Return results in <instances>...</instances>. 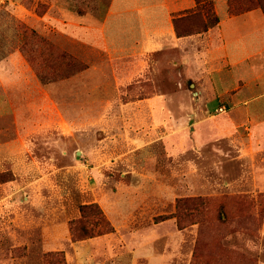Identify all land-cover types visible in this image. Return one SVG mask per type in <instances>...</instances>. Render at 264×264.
Masks as SVG:
<instances>
[{"label": "rangeland", "instance_id": "obj_1", "mask_svg": "<svg viewBox=\"0 0 264 264\" xmlns=\"http://www.w3.org/2000/svg\"><path fill=\"white\" fill-rule=\"evenodd\" d=\"M108 2L0 3V57L25 58L23 45L37 65L43 38L76 61L59 98L68 125L56 108L0 109V264H264V153L245 144L234 90L213 95L174 49L111 60L61 29L77 7L101 21ZM127 102L144 103L145 146L128 137ZM90 203L114 231L74 240L70 221Z\"/></svg>", "mask_w": 264, "mask_h": 264}, {"label": "crops", "instance_id": "obj_2", "mask_svg": "<svg viewBox=\"0 0 264 264\" xmlns=\"http://www.w3.org/2000/svg\"><path fill=\"white\" fill-rule=\"evenodd\" d=\"M212 1L218 21L206 31L181 37L175 33L173 17L194 9L196 0H109L101 21H94L87 11L81 16L74 11L77 16L66 23L61 21V29L71 33L76 27L79 33H74L75 37L95 43L111 60L174 49L179 55L174 63L181 64L184 74L202 75L213 95L234 90L245 144L264 153V10L257 4L258 0ZM70 80L68 77L42 84L20 51L2 56L0 109L47 112V108H56L58 117L68 125L59 98L67 96ZM11 96L17 97L16 105ZM143 105L139 102L126 105L132 108V118L126 120L125 127L130 133L128 137L141 146L148 142L147 136L136 127L142 119L141 123L146 124L142 132L147 130ZM161 109L163 106L159 104L156 111ZM49 126L54 128L55 122L51 120ZM46 128L39 125L34 131L40 133Z\"/></svg>", "mask_w": 264, "mask_h": 264}, {"label": "trees", "instance_id": "obj_3", "mask_svg": "<svg viewBox=\"0 0 264 264\" xmlns=\"http://www.w3.org/2000/svg\"><path fill=\"white\" fill-rule=\"evenodd\" d=\"M206 2L211 3L210 0H196V7L194 9L189 10L183 15L173 17V26L178 37L207 30L210 26L206 19L209 11H207L208 13H206L205 18L201 15V4H205ZM257 4L264 10V0H258ZM75 11L79 16L85 14V10L81 7H77ZM214 19V23H216L218 18L215 16ZM41 40L44 42L45 49L40 52L38 64L34 66L31 65V62H34V60L27 53L25 47H23V45L21 46L22 53H24L26 60L34 69L40 82L42 84H47L73 75L75 72L72 68L76 65L74 57L70 53L59 49L50 41L43 38H41ZM79 211L80 217L70 221L71 234L74 240L92 238L114 231L113 226L97 203L80 205Z\"/></svg>", "mask_w": 264, "mask_h": 264}, {"label": "built area", "instance_id": "obj_4", "mask_svg": "<svg viewBox=\"0 0 264 264\" xmlns=\"http://www.w3.org/2000/svg\"><path fill=\"white\" fill-rule=\"evenodd\" d=\"M226 112V108L224 106H220L217 108V113H225Z\"/></svg>", "mask_w": 264, "mask_h": 264}]
</instances>
